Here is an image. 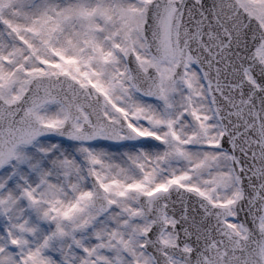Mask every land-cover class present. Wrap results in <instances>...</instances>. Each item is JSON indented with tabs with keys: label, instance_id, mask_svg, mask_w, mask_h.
I'll list each match as a JSON object with an SVG mask.
<instances>
[{
	"label": "snow or ice",
	"instance_id": "obj_1",
	"mask_svg": "<svg viewBox=\"0 0 264 264\" xmlns=\"http://www.w3.org/2000/svg\"><path fill=\"white\" fill-rule=\"evenodd\" d=\"M0 264H264V0H0Z\"/></svg>",
	"mask_w": 264,
	"mask_h": 264
}]
</instances>
